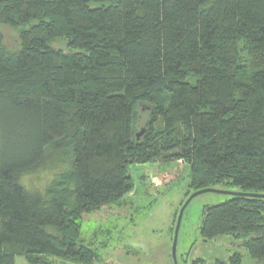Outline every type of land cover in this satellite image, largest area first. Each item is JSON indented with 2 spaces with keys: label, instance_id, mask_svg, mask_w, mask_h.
Wrapping results in <instances>:
<instances>
[{
  "label": "trees",
  "instance_id": "trees-1",
  "mask_svg": "<svg viewBox=\"0 0 264 264\" xmlns=\"http://www.w3.org/2000/svg\"><path fill=\"white\" fill-rule=\"evenodd\" d=\"M0 25L19 40L0 33V264H93L84 215L182 168L193 193H243L203 207V243L264 261V0H0Z\"/></svg>",
  "mask_w": 264,
  "mask_h": 264
},
{
  "label": "rangeland",
  "instance_id": "rangeland-1",
  "mask_svg": "<svg viewBox=\"0 0 264 264\" xmlns=\"http://www.w3.org/2000/svg\"><path fill=\"white\" fill-rule=\"evenodd\" d=\"M3 45L6 49L18 47V32L0 25ZM62 47L61 41L54 42ZM140 107V106H139ZM138 127L147 119V111L137 109ZM62 158L53 159L41 168L22 175V183L29 190L43 191L63 170ZM178 179L167 184L151 175L142 184L135 174V188L119 206H107L97 212L86 214L82 221V238L96 252L93 264H173L171 246L178 213L193 192L187 188V169L180 170ZM217 192H207L194 197L185 207L180 222L176 244L177 264H200L228 262L232 252L241 254V264H264L248 257L245 250L230 237H217L203 243L199 233L202 210L205 205L225 201L229 194L237 193L232 186L214 188ZM15 264H28L17 256Z\"/></svg>",
  "mask_w": 264,
  "mask_h": 264
},
{
  "label": "water",
  "instance_id": "water-1",
  "mask_svg": "<svg viewBox=\"0 0 264 264\" xmlns=\"http://www.w3.org/2000/svg\"><path fill=\"white\" fill-rule=\"evenodd\" d=\"M140 134H141V132L137 136H139ZM207 192H217V191H215L214 189H203V190H199V191L194 192L185 201V203L182 205V207H181V209H180V211L178 213V216H177V219H176L175 228H174L172 246H171V258H172V263L173 264H177V260H176V244H177L178 231H179V227H180V222H181V219H182L183 211H184L185 207L188 205V203L194 197H196L197 195L203 194V193H207ZM232 194L239 195V194H243V193H232ZM246 195L264 198V195H254V194H246Z\"/></svg>",
  "mask_w": 264,
  "mask_h": 264
}]
</instances>
